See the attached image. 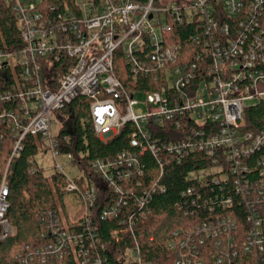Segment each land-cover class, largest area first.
I'll list each match as a JSON object with an SVG mask.
<instances>
[{
	"label": "built area",
	"instance_id": "1",
	"mask_svg": "<svg viewBox=\"0 0 264 264\" xmlns=\"http://www.w3.org/2000/svg\"><path fill=\"white\" fill-rule=\"evenodd\" d=\"M5 2L15 12L23 42L16 51L0 49V68L9 67L13 78L0 90V125L14 135L11 157H19L26 135L39 134L48 143L53 167L65 175L66 187L78 189L75 178L81 176L85 182L81 205L68 215L56 210L43 215V236L49 238L36 247L26 245L18 254L20 264H68L69 259L74 264H160L144 257L138 240L123 248L107 245L89 225L97 180L72 164V153L60 151L58 132L53 131V111L79 97L89 102L102 140L119 134L127 123L134 125L130 142L136 152L91 162L93 172L114 192L101 209L103 218L118 217L129 229L135 225L134 212L120 213L127 206L126 195L135 193L122 181L143 174L139 153L159 157L162 173L161 149L178 156L199 149L212 158V165L194 172L198 183L186 191L200 195L199 188L223 186L229 192L220 205L227 212L173 229L166 245L174 263L241 264L236 260L240 251L264 257V129L248 128L250 108L264 103V0H60L46 6L44 0ZM157 25L172 32L169 43ZM178 25H195L188 37L193 49L185 46V38L175 37ZM115 56L124 59L135 81L138 75H152L154 82H162L161 88H126L115 74ZM64 57L65 67L52 74L51 63ZM46 64L49 76L43 77ZM184 120L193 125L180 139L164 147L157 143L155 127L170 122L179 128ZM3 139L0 130V149ZM67 166L78 173L72 175ZM208 169L213 170L204 174ZM156 188L155 182L145 189L142 203ZM8 196L6 170L0 183L1 240L17 233L7 217ZM239 199L242 209L234 210ZM112 235L119 239L121 234L114 229Z\"/></svg>",
	"mask_w": 264,
	"mask_h": 264
},
{
	"label": "trees",
	"instance_id": "2",
	"mask_svg": "<svg viewBox=\"0 0 264 264\" xmlns=\"http://www.w3.org/2000/svg\"><path fill=\"white\" fill-rule=\"evenodd\" d=\"M56 1L60 2V0H44V6ZM14 15L11 5L5 0H0V49L6 51H16L23 47ZM175 30L176 38L186 39L184 44L188 49L195 47L188 39L195 33V25H178ZM66 61L65 57L63 60L53 61L50 65L52 74L61 72L67 64ZM47 69L46 64L41 70L43 77L49 76ZM10 71L9 67L0 68V90L13 83ZM114 71L128 89L155 91L161 88L162 82H154L152 75H138L135 81L128 64L118 56H115ZM89 110V102L79 97L71 105L58 111L66 119L65 124L58 131L60 151L72 153L74 156L72 164L87 178L94 177L97 180L99 188L97 202L89 225L99 232L100 238L107 245L114 244L115 247L123 248L125 245H132L136 239L140 242L143 255L147 260L160 264H175L173 254L166 245L171 231L180 225H191L197 218L207 219L227 212L220 205L221 199L229 192L228 189L223 190V186L210 185L199 188L200 195L197 193L190 195L186 191L190 186L198 183L192 174L210 167L212 158L199 149L178 156L169 154L167 149L163 148L160 154L163 162L161 173L159 157L150 151L139 153L143 174L133 175L129 180L122 181L126 188L132 187L135 191L132 195H126L127 206H122L120 213L122 217L127 213L126 210L134 212L135 225L129 229L128 224L119 222L120 218H103L100 214L102 207L112 201L114 192L90 166L95 159H112L122 151L136 152L137 148L130 142L134 125L127 123L123 125L119 134L108 140H102L95 132V124ZM191 125H193L192 122L184 120L183 125L177 128L174 124L165 122L164 126L155 127L157 131L154 136L157 143L164 147L170 141L180 139V135L189 131ZM248 128L264 129V103L250 108ZM0 130L4 134L0 149L2 164L0 183L3 172L7 170L10 202L7 217L17 229L15 236L0 239V264H20L18 254L26 245L36 247L49 238L48 235L43 236V233L47 231V226L42 221L43 215H46L49 210L68 215L69 209L81 205L80 194L85 182L83 176L75 178L78 189L69 190L63 173L56 171L54 167L48 171L38 163L36 157L43 149L42 137L39 134L26 135L21 154L19 157L12 158L13 132L5 125H0ZM155 182L156 190H151V197L147 196V202L142 203L140 197L145 194V189H151ZM158 186H163L164 191ZM193 198H196V201H193ZM233 209H242L240 199L235 201ZM141 211L146 212L145 216L140 214ZM79 214L80 212L77 213ZM114 229L119 230L121 234L119 239L113 237ZM208 246L210 247V244ZM236 260L241 264H246L247 261L253 264H264L263 256L256 257L243 251H240ZM68 261V264H74L73 260ZM207 264L215 263L209 261Z\"/></svg>",
	"mask_w": 264,
	"mask_h": 264
},
{
	"label": "rangeland",
	"instance_id": "3",
	"mask_svg": "<svg viewBox=\"0 0 264 264\" xmlns=\"http://www.w3.org/2000/svg\"><path fill=\"white\" fill-rule=\"evenodd\" d=\"M33 1H37V0H33ZM162 20H163L164 23L166 22V18L165 17H163ZM169 22H170V20H169ZM157 30H158L159 33H161V36L165 37L166 42L169 43L170 39L172 37V32L171 31H163V30H161L159 25H157ZM137 97L139 99H141V100L143 99V95H137ZM141 105L143 107H145V105L143 103H141ZM53 112H54V117H55V120H56V122L53 124V131L54 132H58L59 129L65 124L66 119L62 118V117H59L58 111H53ZM47 146H48L47 141L42 143L43 149L46 148ZM43 149L37 155V157H36L37 161H38V163L41 166L45 167L44 169H47L48 171H51L53 166H54V164H55V160L52 157V154H51V152L49 150H47V149L43 150ZM60 160L63 161V157H60ZM69 167L70 166H67V169L71 172L72 175L75 176V174L78 173L77 169L76 168H72L71 169ZM211 170H213V169H208V170L204 171L205 172L204 174L210 173ZM199 174H201V173H198V175ZM71 202H73V201H71Z\"/></svg>",
	"mask_w": 264,
	"mask_h": 264
}]
</instances>
